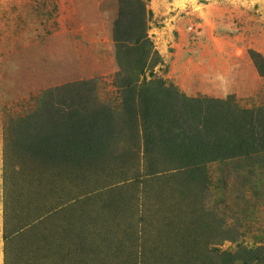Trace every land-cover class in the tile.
Wrapping results in <instances>:
<instances>
[{"label":"rangeland","instance_id":"1","mask_svg":"<svg viewBox=\"0 0 264 264\" xmlns=\"http://www.w3.org/2000/svg\"><path fill=\"white\" fill-rule=\"evenodd\" d=\"M139 1L143 15L133 5L130 19L152 44L143 71L130 62L139 82L159 79L189 98L231 97L236 110L264 112V0ZM118 19L119 0H0V264H24L35 248L44 264H202L174 248V229L205 237L202 254L217 263L223 252L236 256L232 264L254 252L249 264H264V152L205 164L200 188L187 195L173 196L166 173L145 175L116 76L118 58L132 57L117 47L127 30H117ZM69 106L83 127L102 115L113 131L98 177L82 166L69 178L57 164L24 157L23 146L70 136ZM131 151L136 162L126 160ZM116 155L124 161H111ZM40 211L41 223L26 226ZM84 219L87 245L76 235ZM6 221L24 230L5 240Z\"/></svg>","mask_w":264,"mask_h":264},{"label":"trees","instance_id":"2","mask_svg":"<svg viewBox=\"0 0 264 264\" xmlns=\"http://www.w3.org/2000/svg\"><path fill=\"white\" fill-rule=\"evenodd\" d=\"M133 5H136L137 12L143 15V6L139 0H119V19L115 23L117 30L122 23L127 28L124 32L126 40H116L117 47L120 49L121 43L130 52L129 56H132L129 61L118 58L121 70L116 74L119 80L118 85L124 90L127 125L134 132L136 148L140 144L143 146V161L148 167L145 175L157 176L160 173H166L167 181L174 183V187L170 188L173 196L187 195L192 192V189L200 188V175L205 164L264 152V112L236 110L231 97L227 99L189 98L177 92L173 86H166L159 79L139 82L140 74L129 73V68L134 66L130 62L138 65L134 67L136 70L143 71L149 64L152 44L145 34L137 32L133 20L130 19H135L133 13L135 7L128 10ZM153 53L155 55L150 60L151 65L159 62V56L155 51ZM257 68L264 75V62L261 64L257 62ZM69 107L67 123H70L73 129L70 136L58 138L51 145L32 142L29 146H23L24 157L30 156L44 166L57 164L59 170L65 172L64 175H69V178L80 175L79 169L83 167L84 172L88 169L98 177V174H102V168L100 166L96 170L95 167L98 166L96 164L99 160L106 157L107 141L110 137L111 140L114 138L113 131L107 130L108 126L103 123L105 120L102 115L94 118L87 128L83 127L80 122L84 120L83 114L74 106ZM161 155L162 158L164 157L163 166L160 164ZM114 160L124 161V157L123 155L111 157V161ZM126 160L136 162L137 157L131 151ZM94 184L92 182L90 187L86 184L88 188H91L87 194L90 198H92ZM177 200L180 202L179 197ZM123 205L125 203L119 194L111 197L113 210L120 211ZM38 214L34 222L26 226L34 225L35 227L40 224L45 215L42 216L41 211ZM85 221L87 220H81L76 227V235L80 242L83 241L87 245L83 234L89 225L85 224ZM4 230L3 238L7 240L8 235L19 233L24 229L14 225L10 227L6 221ZM186 231L191 232L189 227ZM177 232L179 230L174 229L168 234V238H173L174 248H179L184 254H193L195 260L199 259L202 264H232L236 258L234 255L223 252L217 263L213 261V258L202 254L207 243L205 237L200 240L186 232L180 237ZM192 232H195L194 229ZM76 248L83 252L86 249L82 245H77ZM252 257L258 259V256L252 252L243 264H249L248 261H251ZM44 263H46L45 252H38V248H35L32 256L24 262V264Z\"/></svg>","mask_w":264,"mask_h":264}]
</instances>
